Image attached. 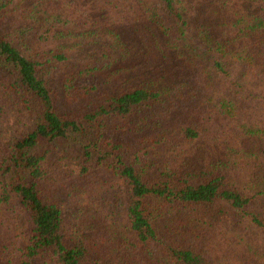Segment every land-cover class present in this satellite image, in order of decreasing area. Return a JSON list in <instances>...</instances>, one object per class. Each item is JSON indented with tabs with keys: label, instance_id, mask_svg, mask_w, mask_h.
Here are the masks:
<instances>
[{
	"label": "trees",
	"instance_id": "obj_1",
	"mask_svg": "<svg viewBox=\"0 0 264 264\" xmlns=\"http://www.w3.org/2000/svg\"><path fill=\"white\" fill-rule=\"evenodd\" d=\"M78 1L0 0V264H264V0ZM115 26L169 66L104 95L78 80L132 57Z\"/></svg>",
	"mask_w": 264,
	"mask_h": 264
},
{
	"label": "rangeland",
	"instance_id": "obj_2",
	"mask_svg": "<svg viewBox=\"0 0 264 264\" xmlns=\"http://www.w3.org/2000/svg\"><path fill=\"white\" fill-rule=\"evenodd\" d=\"M8 1H11V0H8ZM15 1H17V0H15ZM97 1L98 0H80L77 3H75L73 5V7H79L81 9L80 12L75 13L76 19H78V18L82 19L83 16L84 17L89 16V15H85V14L87 12H90V11L92 12V14H90L91 16L102 17V13H101V11L98 10V7H97V4H98ZM191 1L193 2L194 0H191ZM17 3H16V5H17ZM106 25H110V22L107 18H106ZM136 27L138 28V27H142V26L137 25ZM115 29L117 31L119 30L120 32L124 33L122 35L123 36L122 38L126 44V49H125V51L119 50L120 56L122 57L124 54L129 56V52H128V49H129L132 57L128 58L127 60H123V61L113 60V64L111 66H109L108 68H106L103 73L96 72L91 77H88V78L84 77L82 79H79L78 84L80 86H83V87L98 85V86H100L99 90L102 94H104V95H115V94H118L120 92L130 90L134 87L147 85L152 80L160 79L159 77H161L162 73H163L162 72L163 70H161V69H165V68H162L163 65H166L168 67L169 62L165 63L162 58L157 60L156 62L154 60H151L150 62L142 60L139 57L143 56L144 52L138 53L140 43H139V39L136 36H134V33L131 30L129 32L125 28V26H119V27L115 26ZM2 32L5 33V30H2ZM193 39H195V38H193ZM195 43L198 46V50L200 49V52H201L200 54H205L206 51H205L203 45L201 44V41L195 42ZM88 52H89V50L86 51L85 56L88 54ZM137 54H138V56L134 58V55H137ZM89 55L90 54H88L86 57V62H87ZM117 55H118L117 53H113L110 55L109 58H112V57L118 58ZM170 62H174L173 64H177L178 62L182 63V61L180 59H178V61H176L174 58H172V60ZM209 63L210 62L208 60V57H206L204 64L208 65ZM185 71H191V70H185ZM0 73L4 77H9L7 69L2 68ZM191 75H192L191 77L193 78L192 84H196V85L205 84V80L198 75V72L196 73L195 71H192ZM261 76L264 77V74ZM55 80H57L58 83H56ZM51 83L54 87L59 89V85H60L59 84V77L57 79H54L53 81H51ZM263 83H264V81H263ZM259 92H260V94H262L261 90H259ZM197 93H198V99L197 100H199V104H200L201 101L206 100L207 97L213 96L215 93V89H211V88L205 89L204 87L201 86L200 89L197 90ZM66 103H67V101L65 102L62 98L60 99L59 110L61 112L67 113L68 108L79 106V105H73V106L68 107ZM83 103H84V100H81L80 106ZM202 108H203V106H202ZM162 109H163L162 106H158L155 109V110H157L155 112V114H152L150 116L145 117L148 120L147 122L151 123V125L153 127H156L157 121L164 117V115H162L161 113H158ZM204 111L206 112V109H204ZM248 111H249L248 114H250V113L255 114L256 112L264 111V98L262 97V98L257 99V100L249 98ZM148 112H149L148 109L139 108L136 110V112H134L135 115L133 116L132 120L138 121L140 117L145 116ZM5 115L10 117V115H12V113L8 111V113H6ZM28 120L26 119L25 121L18 123V118L12 117V119H11V126L12 127L11 128L13 131H10V132H14V134L16 136H20L26 132L31 131L32 128L34 127V123H33V121H28ZM170 122L172 123V119H170ZM124 123H126V121H124ZM115 124H118L121 127V125L118 122ZM111 129L112 128H108V130H111ZM226 130L232 131L230 129H226ZM111 131H114V130L112 129ZM120 131H125V130L121 129ZM148 131H155V130L149 129ZM210 139H211V137L208 138V140H210ZM214 144H215L214 148L216 149L215 152L213 151L214 155H215V157H220L223 150H219L216 147L215 141H214ZM74 147L76 148V144ZM247 170H248V168H244V167H241V169H240L241 172H247ZM25 175L27 177V180H29V177L27 176V174H25Z\"/></svg>",
	"mask_w": 264,
	"mask_h": 264
}]
</instances>
